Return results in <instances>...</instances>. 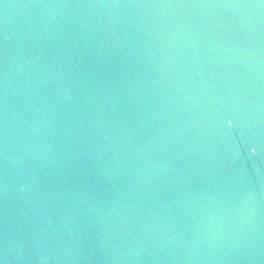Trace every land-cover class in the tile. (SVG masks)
I'll return each instance as SVG.
<instances>
[{"label": "water", "instance_id": "95a60500", "mask_svg": "<svg viewBox=\"0 0 264 264\" xmlns=\"http://www.w3.org/2000/svg\"><path fill=\"white\" fill-rule=\"evenodd\" d=\"M0 264H264V0H0Z\"/></svg>", "mask_w": 264, "mask_h": 264}, {"label": "snow or ice", "instance_id": "6c2138e0", "mask_svg": "<svg viewBox=\"0 0 264 264\" xmlns=\"http://www.w3.org/2000/svg\"><path fill=\"white\" fill-rule=\"evenodd\" d=\"M229 123H231V122L229 121Z\"/></svg>", "mask_w": 264, "mask_h": 264}]
</instances>
